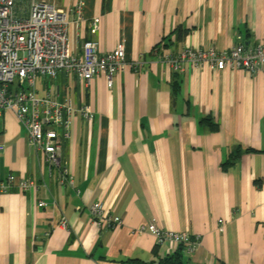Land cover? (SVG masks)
Returning <instances> with one entry per match:
<instances>
[{
	"label": "crops",
	"instance_id": "0c3cea01",
	"mask_svg": "<svg viewBox=\"0 0 264 264\" xmlns=\"http://www.w3.org/2000/svg\"><path fill=\"white\" fill-rule=\"evenodd\" d=\"M67 19L75 56L86 41L102 53L122 42L138 66L113 76L110 88L103 75L88 85L64 73L39 78L40 96H69L93 113L91 121L75 113L61 147L60 169L75 190L28 151L13 115L0 113V177L36 186L0 195V264H167L176 256L180 264H264V75L207 66L178 73L159 57L263 44L264 0H84L82 19ZM235 148L256 152L222 170ZM93 203L121 224L97 229ZM151 220L196 238L195 250L156 245L138 232Z\"/></svg>",
	"mask_w": 264,
	"mask_h": 264
},
{
	"label": "built area",
	"instance_id": "2783aa9c",
	"mask_svg": "<svg viewBox=\"0 0 264 264\" xmlns=\"http://www.w3.org/2000/svg\"><path fill=\"white\" fill-rule=\"evenodd\" d=\"M74 1V7L67 8L55 0H0V113L13 115L25 130L28 151L48 172L57 169L59 184L73 190L74 177L60 169L61 147L70 138L75 113L86 121L92 120L93 113L86 105L75 109L69 96L61 101L52 99L49 93L38 96L36 78L54 79L58 73H64L88 85L94 76L103 75L110 88L113 76L138 66L126 61L122 42L106 53L100 52L94 41L81 44L79 57L70 51L67 16L72 13L78 20L82 19L84 7V0ZM96 28L93 23L91 29ZM159 57L178 73L186 68L196 70L207 66L216 71L242 70L249 75H264V43L249 46L235 42L223 50L183 48L174 55L163 53ZM34 188L33 181L12 175L0 177V195ZM39 206L44 204L40 202ZM88 211L97 229L110 230L121 224L118 217L107 214L99 203L91 204ZM58 226L65 229L67 223L61 218ZM141 231L148 233L156 245L163 242L180 245L187 255L198 245V240L188 234L161 230L154 220L139 228L138 232Z\"/></svg>",
	"mask_w": 264,
	"mask_h": 264
},
{
	"label": "trees",
	"instance_id": "16d2710c",
	"mask_svg": "<svg viewBox=\"0 0 264 264\" xmlns=\"http://www.w3.org/2000/svg\"><path fill=\"white\" fill-rule=\"evenodd\" d=\"M178 89H179V85L178 83H173L171 84V92H172V95H176L177 92H178ZM210 118H206V119H203L202 122L204 124L207 125L209 131H216L217 130V127L216 125L212 124L210 122ZM255 153L256 151L252 150V149H245V150H240V148H235L234 151H231V153L229 154L228 156V159L223 163L221 164V168L222 170H226L228 167L232 166L235 164V162L245 153ZM167 264H180V261H179V256H176L174 260H171V259H166L165 260Z\"/></svg>",
	"mask_w": 264,
	"mask_h": 264
},
{
	"label": "rangeland",
	"instance_id": "374dc122",
	"mask_svg": "<svg viewBox=\"0 0 264 264\" xmlns=\"http://www.w3.org/2000/svg\"><path fill=\"white\" fill-rule=\"evenodd\" d=\"M40 77H37V80H35V84H36V88L38 87V82L42 81V79H39ZM17 86V82L15 81L14 83V87ZM38 96H40V94H38Z\"/></svg>",
	"mask_w": 264,
	"mask_h": 264
}]
</instances>
